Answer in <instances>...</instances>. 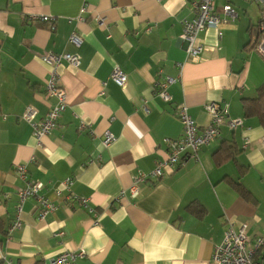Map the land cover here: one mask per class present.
Segmentation results:
<instances>
[{"label": "crops", "instance_id": "obj_1", "mask_svg": "<svg viewBox=\"0 0 264 264\" xmlns=\"http://www.w3.org/2000/svg\"><path fill=\"white\" fill-rule=\"evenodd\" d=\"M82 1L0 0V263L36 264L83 251L76 264H209L230 223L237 229L245 222L251 239L262 234L264 127L242 107L264 82V60L254 50L259 7L216 0L217 12L230 4L238 17L201 32L203 52L186 59L182 22L194 16L187 0H87L81 13ZM72 32L80 46L70 42ZM47 52L76 53L80 64L58 65L67 105L37 145L20 116L26 106L43 116L53 103L43 87ZM115 66L127 75L124 86L109 77ZM166 76L175 79L168 102L154 86ZM211 101L225 102L228 118L242 125L224 124L196 157L184 156L132 196L133 177L166 158L165 139L182 136L177 108L186 105L201 128L210 122L204 106ZM107 130L115 139L103 146ZM228 145L236 155L226 159ZM17 164L56 204L43 219L34 198L17 211L25 185ZM67 177L70 190L61 184ZM16 217L20 226L9 231Z\"/></svg>", "mask_w": 264, "mask_h": 264}, {"label": "built area", "instance_id": "obj_2", "mask_svg": "<svg viewBox=\"0 0 264 264\" xmlns=\"http://www.w3.org/2000/svg\"><path fill=\"white\" fill-rule=\"evenodd\" d=\"M216 0H187L194 16L190 20H183L180 39L185 42L186 59H192L200 55L203 50L202 41L199 34L206 29H218L220 25L233 21L238 17V12L230 4H225L221 8V14L217 12ZM260 9V19L257 23V40L254 44V50L264 60V0H251ZM87 0L82 1L81 13L86 10ZM81 18V16H78ZM41 20L49 19L48 16H40ZM153 25L147 24L145 32H150ZM221 36V32L218 31ZM70 42L75 46H80L82 40L75 32L70 35ZM42 60L48 64L49 76L45 80L43 87L44 93L48 98H53V103L48 111L39 116L38 111L32 106H26L21 114V119L29 124L37 145H40L44 136L51 134L58 123V119L66 108L67 93L60 83V76L57 71L58 65L63 61L72 66L80 64V56L76 53H58L47 52L42 55ZM110 79L119 86H124L127 75L118 66H115ZM175 82V79L166 76L163 80L155 82L156 94L165 102L171 100L168 88ZM146 110V107H144ZM205 111L210 117V122L203 127H199L195 120L189 115L187 106L182 104L177 108V116L182 125V136L176 139H165L167 145V156L163 160H158L153 169L148 172L140 171L132 179L128 188L132 196H137L140 192L141 184L148 180L159 179L163 176L165 170L182 164L184 156L196 157L198 150L216 137H218L220 128L224 124L231 129L242 125L240 118H228V105L225 102L211 101L205 104ZM83 126V124H81ZM81 126V127H82ZM115 136L110 131H105L102 138L103 146H108ZM249 143V139L243 141V148ZM261 144L264 146V136L261 138ZM14 172L17 177L25 180L24 187L17 192L19 198L18 213L21 203L27 198H34L36 201L37 216L43 219L46 214L56 208V204L47 197L40 194L43 184L39 181L26 179V166L17 164L14 166ZM62 188L70 190L73 179L65 178L62 182ZM62 188L56 189V194H60ZM121 194H124L122 191ZM81 204L86 206L85 198L78 199ZM20 226L19 217L13 221L9 231H15ZM84 255L83 251L63 252L47 260L38 261L36 264H76L75 260ZM1 264V263H0ZM9 264V262H6ZM209 264H264V231L251 239L247 235V224H239L238 228H233L230 223L224 231L220 243L216 244L210 258Z\"/></svg>", "mask_w": 264, "mask_h": 264}, {"label": "trees", "instance_id": "obj_3", "mask_svg": "<svg viewBox=\"0 0 264 264\" xmlns=\"http://www.w3.org/2000/svg\"><path fill=\"white\" fill-rule=\"evenodd\" d=\"M242 107L246 117L254 116L259 123L264 127V82L257 88L256 95L250 98H242ZM233 145H228L224 150L228 151L227 158H233L236 155V150ZM233 185L242 190L243 188L235 182ZM203 210V209H202Z\"/></svg>", "mask_w": 264, "mask_h": 264}, {"label": "rangeland", "instance_id": "obj_4", "mask_svg": "<svg viewBox=\"0 0 264 264\" xmlns=\"http://www.w3.org/2000/svg\"><path fill=\"white\" fill-rule=\"evenodd\" d=\"M253 2V1H252ZM254 3V2H253ZM256 5V3H254Z\"/></svg>", "mask_w": 264, "mask_h": 264}]
</instances>
